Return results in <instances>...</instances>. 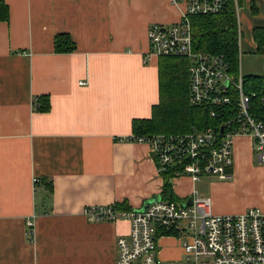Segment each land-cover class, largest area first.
<instances>
[{
    "label": "crops",
    "instance_id": "1",
    "mask_svg": "<svg viewBox=\"0 0 264 264\" xmlns=\"http://www.w3.org/2000/svg\"><path fill=\"white\" fill-rule=\"evenodd\" d=\"M0 1L9 9L8 21L0 22V264H116L117 240L129 234L130 222L89 223L83 210L123 202L140 209L162 194L149 146L129 138L134 121L151 119L161 100V59L149 56V30L178 23L186 5ZM237 19L240 70L264 76L253 38L264 26V0L239 2ZM58 34L71 37L74 52L56 53ZM46 97L50 109L39 110ZM254 163L252 140L239 137L230 180L177 177L175 198L208 197L215 215L264 209V167ZM215 188H236L251 203L213 208ZM164 240L176 239L161 238L158 257L182 258L180 244L167 250Z\"/></svg>",
    "mask_w": 264,
    "mask_h": 264
},
{
    "label": "built area",
    "instance_id": "2",
    "mask_svg": "<svg viewBox=\"0 0 264 264\" xmlns=\"http://www.w3.org/2000/svg\"><path fill=\"white\" fill-rule=\"evenodd\" d=\"M182 1L186 11L178 23L151 26L149 56L186 58L189 103L208 109L218 123L183 134L132 136L129 141L149 146L161 177L173 171L172 180L182 176L194 182L206 176L228 180L239 137L252 140L253 151L264 165V94L248 90L241 70L233 77L222 56L194 48L191 19L222 15L231 0ZM233 2L237 14L239 0ZM211 208L210 198L194 194L183 201L162 197L143 212L110 205L86 207L83 214L89 223L130 222L129 234L117 240L116 264H264V211L249 208L238 215H215ZM164 237L178 241L182 258L158 257L159 240Z\"/></svg>",
    "mask_w": 264,
    "mask_h": 264
},
{
    "label": "trees",
    "instance_id": "3",
    "mask_svg": "<svg viewBox=\"0 0 264 264\" xmlns=\"http://www.w3.org/2000/svg\"><path fill=\"white\" fill-rule=\"evenodd\" d=\"M240 4L242 0H239ZM252 12L257 9L252 6ZM9 18L8 5L0 1V22ZM194 48L198 52L222 56L228 70L235 78L240 73V34L234 2H229L222 15L199 16L191 19ZM256 43V54L264 56V26L253 31ZM55 51L58 54L72 53L76 44L68 34L55 37ZM159 74L161 78L160 104L153 108L151 119L136 120L133 124V136L143 137L158 133H187L193 128L214 127L218 118H211L205 107H193L189 103V67L188 60L181 57H161ZM248 90L264 94V76L244 75ZM251 87V88H250ZM42 100V99H39ZM42 102V101H41ZM49 101L46 97L39 110L48 111ZM173 171L164 174V187L161 196L164 199L177 201L172 188ZM118 210H131L127 202L117 203Z\"/></svg>",
    "mask_w": 264,
    "mask_h": 264
},
{
    "label": "rangeland",
    "instance_id": "4",
    "mask_svg": "<svg viewBox=\"0 0 264 264\" xmlns=\"http://www.w3.org/2000/svg\"><path fill=\"white\" fill-rule=\"evenodd\" d=\"M243 10V8H242ZM260 67V71H263V68H262V65H259ZM237 140V139H236ZM236 143V141H235ZM253 156H254V159H255V163L254 165L256 167H264V165L260 164L259 161H258V158L257 156L255 155V152L253 151ZM235 165V164H234ZM234 168L235 166H233V168L231 169V174L234 175ZM210 178V181L212 182L213 179H216V180H220V181H228V180H221L217 177H214V176H208ZM238 189L234 188L233 190H229V189H224V190H221L219 188H215V193L213 194V197H212V201H213V208L214 207H220V208H231V209H234V208H238L240 206H244V205H247L249 203H251V199L250 197L246 196L244 193L242 194V192H236ZM240 190V189H239ZM250 208H256V207H250ZM260 209H262L264 211V209L261 207ZM163 246H166L167 250L171 249L172 247L175 249V250H178V242L176 240L174 241H163L162 242ZM166 260H169V259H166Z\"/></svg>",
    "mask_w": 264,
    "mask_h": 264
},
{
    "label": "water",
    "instance_id": "5",
    "mask_svg": "<svg viewBox=\"0 0 264 264\" xmlns=\"http://www.w3.org/2000/svg\"><path fill=\"white\" fill-rule=\"evenodd\" d=\"M161 199H162V196H161V195H158V196H156V197H153V198L149 199V200L146 201V202L144 203V205L140 208V212L145 211V209H146L147 207H149L151 204H153V203H155V202H159V201H161ZM185 206H187V205H185Z\"/></svg>",
    "mask_w": 264,
    "mask_h": 264
}]
</instances>
